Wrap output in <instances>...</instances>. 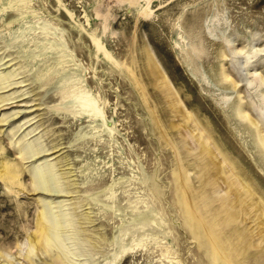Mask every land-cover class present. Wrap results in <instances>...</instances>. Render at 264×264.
I'll use <instances>...</instances> for the list:
<instances>
[{
	"label": "rangeland",
	"instance_id": "obj_1",
	"mask_svg": "<svg viewBox=\"0 0 264 264\" xmlns=\"http://www.w3.org/2000/svg\"><path fill=\"white\" fill-rule=\"evenodd\" d=\"M263 139L264 0H0V264L262 263Z\"/></svg>",
	"mask_w": 264,
	"mask_h": 264
},
{
	"label": "bare ground",
	"instance_id": "obj_2",
	"mask_svg": "<svg viewBox=\"0 0 264 264\" xmlns=\"http://www.w3.org/2000/svg\"><path fill=\"white\" fill-rule=\"evenodd\" d=\"M98 47H99V49L100 48H102L100 45H97ZM105 55L108 57V58H110V56L105 52ZM156 74V73H155ZM262 142V144L264 145V139L261 141ZM204 156V155H203ZM202 157V156H201ZM206 163V162H205ZM196 165V164H195ZM201 167V166H200ZM202 168V167H201ZM0 178L6 183L8 180V178H12L11 177V172L9 171V169H6V168H4L3 169V171L2 172H0ZM42 182V181H41ZM40 182V183H41ZM36 184L38 187H41V188H47L46 187V183H44V184ZM15 183L13 182L12 183V185H14ZM240 188V187H239ZM239 188H238V190H239ZM241 190V189H240ZM227 192V191H226ZM225 192V193H226ZM229 192V191H228ZM228 194V193H227ZM229 196V195H228ZM264 205V204H263ZM223 206H224V208H225V203H223ZM237 207V206H236ZM220 209V208H219ZM264 213V212H263ZM234 214V213H233ZM240 214V213H239ZM236 215H238V214H236ZM235 215V216H236ZM239 216V215H238ZM224 218V217H223ZM234 221H235V217H234V215L233 216H230L229 218H228V224H230V226L232 225V224H234ZM240 221V220H239ZM226 223V224H227ZM230 226H229V228H230ZM233 226V225H232ZM40 228V227H39ZM43 228V227H42ZM42 228H40L39 229V232L37 233V234H41V236L42 237H40V239L42 240V241H46V240H48L47 239V236L45 235V233H44V230L42 229ZM237 229V228H236ZM235 229V230H236ZM239 230H240V228H239ZM249 231V230H248ZM231 232H232V230H231ZM234 232V231H233ZM238 232V231H237ZM250 232H252V231H250ZM36 234V233H35ZM232 236H233V234L234 233H230ZM36 236V235H35ZM34 236V237H35ZM253 236V235H252ZM256 237V236H255ZM33 238V237H32ZM36 238V237H35ZM34 239V238H33ZM233 239V241L237 244V245H242L243 243H246V240H245V238H244V236L242 235V234H235V236L232 238ZM254 239V238H253ZM263 239H264V237H263ZM257 240V239H256ZM34 241V240H33ZM33 241L32 240H29V243H33ZM262 242V241H261ZM257 243V242H256ZM259 243V242H258ZM245 245V244H244ZM258 246V245H257ZM254 247V246H253ZM256 248V247H255ZM263 248V247H262ZM256 254H257V252H256ZM255 254V255H256ZM263 255V254H262ZM261 257V256H260ZM262 263H258V264H263V262L264 261H261Z\"/></svg>",
	"mask_w": 264,
	"mask_h": 264
}]
</instances>
